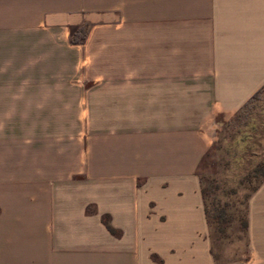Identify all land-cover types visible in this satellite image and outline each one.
<instances>
[{
	"label": "crops",
	"instance_id": "0c3cea01",
	"mask_svg": "<svg viewBox=\"0 0 264 264\" xmlns=\"http://www.w3.org/2000/svg\"><path fill=\"white\" fill-rule=\"evenodd\" d=\"M45 31L71 63L48 102L83 123L51 161ZM263 87L264 0H0V264H264V180L220 261L198 173Z\"/></svg>",
	"mask_w": 264,
	"mask_h": 264
},
{
	"label": "rangeland",
	"instance_id": "374dc122",
	"mask_svg": "<svg viewBox=\"0 0 264 264\" xmlns=\"http://www.w3.org/2000/svg\"><path fill=\"white\" fill-rule=\"evenodd\" d=\"M50 38L51 34L45 31L43 129L45 156L48 155L45 160L48 161L53 152L59 157L66 151L77 150L76 142L82 139L79 131L83 127L82 121L77 120L82 111L60 109L59 103L48 102L52 99V94L46 92L48 87L53 82L61 84V75L71 68L67 61L68 51L57 50ZM58 58L66 60L58 61ZM12 113L13 119H17L11 126L14 150L20 148L23 130H29L30 126L20 125L19 110ZM259 165L264 166V88L246 109L238 111L229 121L219 123L213 147L198 168L205 190L213 250L220 261L243 256L247 200L264 180L253 173ZM222 209L226 213L223 218L220 217Z\"/></svg>",
	"mask_w": 264,
	"mask_h": 264
},
{
	"label": "trees",
	"instance_id": "16d2710c",
	"mask_svg": "<svg viewBox=\"0 0 264 264\" xmlns=\"http://www.w3.org/2000/svg\"><path fill=\"white\" fill-rule=\"evenodd\" d=\"M86 30H87V27L83 26V27H80V28L76 29L75 31H73V33H72V41L75 42V43L82 41L85 38ZM263 88L260 91H258L239 111H242V110L246 109L251 104V102L259 96V94L262 92ZM263 168H264L263 165H259V166H257L255 168L253 173L256 174L257 176H261V178L264 179ZM257 188H258V186L254 190H256ZM202 192H203V196H204V199H205V190H204L203 187H202ZM205 209H206V213H207V216H208V210H207V207H206V203H205ZM225 215H226V213L222 209L220 211V217L223 218V217H225Z\"/></svg>",
	"mask_w": 264,
	"mask_h": 264
}]
</instances>
